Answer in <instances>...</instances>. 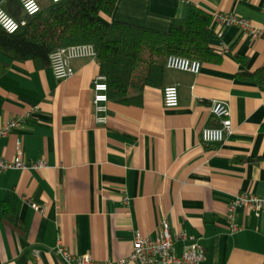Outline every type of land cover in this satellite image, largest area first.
Segmentation results:
<instances>
[{
	"label": "crops",
	"instance_id": "1",
	"mask_svg": "<svg viewBox=\"0 0 264 264\" xmlns=\"http://www.w3.org/2000/svg\"><path fill=\"white\" fill-rule=\"evenodd\" d=\"M191 7L212 16L211 47L231 53L202 63L196 75L166 69L162 86L144 88L139 106L110 101L107 125L97 124L93 107L97 58L72 60L73 77L59 81L50 67L1 56L8 70L0 76V134L22 123L0 135V158L13 161L20 149L26 163L46 168L0 171V264H63L53 253L59 240L74 255L118 264L137 232L155 240L165 220L178 256L186 232L201 238L203 264H264V210L238 208L235 233L228 218L235 197L264 199V37L215 19L262 26L264 0H118L102 19L166 34ZM171 87L175 108L165 101ZM214 101L227 106L234 129L219 145L201 139L219 123Z\"/></svg>",
	"mask_w": 264,
	"mask_h": 264
},
{
	"label": "trees",
	"instance_id": "2",
	"mask_svg": "<svg viewBox=\"0 0 264 264\" xmlns=\"http://www.w3.org/2000/svg\"><path fill=\"white\" fill-rule=\"evenodd\" d=\"M117 2L64 0L29 16L16 0H7L6 11L26 25L14 34L0 26V76L8 70L2 55L32 61L41 70L50 67V55L56 50L91 45L107 80L110 101L139 106L144 88L162 86L170 56L207 64L220 61L211 47L213 18L203 10L191 7L186 19L174 21L170 32L162 34L104 22L102 16L111 15Z\"/></svg>",
	"mask_w": 264,
	"mask_h": 264
},
{
	"label": "built area",
	"instance_id": "3",
	"mask_svg": "<svg viewBox=\"0 0 264 264\" xmlns=\"http://www.w3.org/2000/svg\"><path fill=\"white\" fill-rule=\"evenodd\" d=\"M29 16H34L42 11V7L36 0H16ZM64 0H50L51 4H58ZM31 3L35 11H30L28 4ZM0 26L10 34L18 32L26 25L25 21L15 20L0 4ZM215 19L223 26H236L241 29L243 34L257 40L264 37V23L262 26H255L251 21L240 19L234 16L216 15ZM221 56L229 55L230 49L223 46L215 49ZM78 58H97L96 50L91 45L60 48L50 55V68L59 81L68 80L74 75L71 61ZM202 63L177 56H170L166 62V69L199 74ZM93 107L95 119L99 125H107L109 121V87L104 76L99 75L93 82ZM178 89L171 87L165 91V101L168 108L178 106ZM211 115L219 121L216 128H206L201 134L202 142L205 144L219 145L224 143L233 133V124L230 119V112L227 106L221 102L214 101L211 104ZM22 119L14 120L7 124L1 132V136L8 135L12 130L18 128ZM46 168L45 162L26 163L20 149L13 161L0 158V171L9 170H40ZM37 211L40 208L34 206ZM238 208H249L257 216L264 210V199L254 195L241 194L235 197L229 206V222L233 232H238L239 228L232 222L234 214ZM178 240L185 242L183 252L180 256L176 253L175 242L171 233L169 222L166 220L160 225L158 236L155 240L144 237L137 232L134 237V246L131 255L121 260L118 264H203L206 258V250L201 245V238L182 232ZM53 253L63 264H111L109 262H98L88 255H74L63 246L61 240L57 242ZM34 256L39 257V252L34 251Z\"/></svg>",
	"mask_w": 264,
	"mask_h": 264
},
{
	"label": "clouds",
	"instance_id": "4",
	"mask_svg": "<svg viewBox=\"0 0 264 264\" xmlns=\"http://www.w3.org/2000/svg\"><path fill=\"white\" fill-rule=\"evenodd\" d=\"M28 8H29L30 11H35V8H34V6L31 3L28 4ZM2 15L3 14L0 13V16H2Z\"/></svg>",
	"mask_w": 264,
	"mask_h": 264
},
{
	"label": "rangeland",
	"instance_id": "5",
	"mask_svg": "<svg viewBox=\"0 0 264 264\" xmlns=\"http://www.w3.org/2000/svg\"><path fill=\"white\" fill-rule=\"evenodd\" d=\"M47 1V0H46ZM48 2H49V0H48Z\"/></svg>",
	"mask_w": 264,
	"mask_h": 264
}]
</instances>
